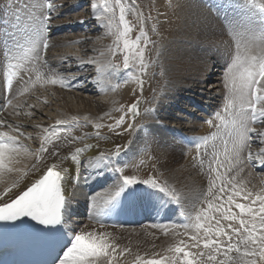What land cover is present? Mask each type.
Returning a JSON list of instances; mask_svg holds the SVG:
<instances>
[{
    "label": "bare ground",
    "instance_id": "bare-ground-1",
    "mask_svg": "<svg viewBox=\"0 0 264 264\" xmlns=\"http://www.w3.org/2000/svg\"><path fill=\"white\" fill-rule=\"evenodd\" d=\"M74 1L76 5L84 2V0ZM90 1L99 5V0ZM241 1L245 2L240 0L235 4L233 0H215L214 3L211 0H152L153 11L156 12L158 19L154 31L152 30L154 37L151 35L147 38L151 41L152 52L157 53L154 62L155 71L161 74V70H169L166 78L162 77V73L159 79L151 83L152 86L148 84L149 80L145 83V77L140 71L134 74L131 71L116 70V47H119V42L115 41L112 34L114 29L110 31L107 27L109 15L104 13L102 7H97L96 10L92 8L88 15L81 13L74 22L68 19L62 21L68 23L63 30H70V35H58L59 29L56 35L51 37L49 34H42L41 29L34 30L36 35L39 33L41 40L43 35L48 39L49 47L40 48V60L37 64H29L23 73L18 72L10 95L12 103L8 107L2 105L0 122L3 123H0V132L17 136L19 145H23V149L18 147L16 152L5 151L0 164V193L10 188L13 183L18 185L14 189L18 193L40 177L45 164L59 163L60 168L64 170L62 186L67 197L65 229L70 234L79 232L110 234V238L119 245L120 249L129 250L119 258V264H122L136 255L144 260L159 258L161 255L171 256L172 254L167 252L170 246L178 244L181 240L187 241L188 236L184 233L187 231L189 235L192 234L190 228L186 229L185 225L180 223L165 221L170 216L174 217V220L186 214L188 215L186 225H190L195 212L206 206L205 197L214 177L219 176L215 179L214 191L222 182L233 177L237 187L242 190L264 191V164L257 158L247 159L249 151L254 157L264 152V135L255 134L252 142L250 141L251 143L241 152V163L237 165L235 160L224 157V141H228L230 149L234 137H230L229 128L216 126L221 122L215 114L209 119L213 124L204 123L198 132L193 129L185 133L177 128L173 131L172 125L168 128L166 124L170 119L181 124L182 112L174 114L175 110H183L187 104L192 106V108L187 107L190 111L195 106H199L200 102L196 96L204 94L201 90L210 79L216 82L210 91L206 92V96L203 95L210 100L205 108L209 109V105L212 104L215 106L220 96L226 98L228 89L225 87V73L238 47L243 51L252 41L255 40L258 45L261 38H264V15L258 9ZM37 4L39 7L42 6L40 17L45 16L48 8L42 5V0H38ZM6 5L7 0H0V17L3 19L6 9H9ZM219 10H225L226 14L221 15ZM130 13L135 14V11L131 9ZM92 23L98 24V28H94L86 36L74 32L81 26H91ZM113 23L117 24L115 20ZM4 29L5 27L3 32ZM1 30L0 39L4 38ZM13 36H9L8 39H13ZM34 38L15 41L19 44L32 45ZM8 39L5 38L3 49L8 46L6 44ZM70 44L77 46L76 51L66 49ZM3 49L0 47V102L5 97L3 68H5L6 51L3 56ZM22 53L26 56L31 55L27 51ZM214 60H217L218 65H214ZM215 66L222 68L215 71ZM89 67H94V70H90ZM16 70L18 71V68ZM148 72L146 69L143 73L148 75ZM50 78H56L57 83L52 84ZM61 80L64 81L63 84L60 83ZM162 80H167L166 85ZM71 82L75 84L74 89L67 86V83ZM44 84L51 85L52 100L42 93L37 96L38 105L30 103L26 95ZM143 84L145 85L142 92L145 96L152 93L155 105L144 112L143 121H139L138 117L134 119L131 117L125 121L123 113L125 109L123 112L117 110L129 105L132 99L137 97L135 95ZM16 97L19 99L16 100ZM224 104L225 100L221 108L217 109L222 114ZM48 108L53 112L49 110L45 112ZM213 108L215 107L211 106V109ZM137 111L138 114L142 112L139 107ZM40 115H44L45 118ZM121 116L124 117V122L117 126L116 121ZM34 117L40 120H35ZM72 117H76L78 122H73ZM158 117L161 119H156ZM57 120L66 123L57 126ZM147 123L151 125L149 130L142 129L136 132L138 125ZM96 124H100L101 127L96 129ZM129 124H132L133 128L125 131ZM108 125H112L113 131L109 130ZM190 127L188 125V128ZM45 129L51 131L46 132ZM167 129L170 132H167ZM53 132L61 134L59 141L55 139ZM117 133L124 134L117 135ZM213 133L216 135L213 136ZM257 133L264 134V126ZM44 136H48L50 141L45 147L51 149L53 144L58 146L59 160L46 153H39ZM129 138L134 141L130 143L131 145L145 142L143 144L145 146L134 151L128 144ZM205 139H207L206 146L203 143ZM195 141L202 145L200 150H197L195 145L191 146ZM86 144L98 145V147L85 149L77 155L75 149L83 148ZM117 144L122 146V151L118 157H112L114 163L100 161V154L115 152ZM213 145L218 156L215 161H213ZM40 155L44 157L42 160L39 159ZM70 155H76L77 159L75 161L70 158L64 159ZM141 159L146 160L142 162ZM129 162H135L140 171L144 169L157 171L163 181L173 188L160 186L154 191L151 189L152 186L147 185L149 189L146 187L144 193L138 195L131 185L120 197L105 206L104 201L115 192V185L120 179V173L114 168L121 169L123 164ZM34 163L39 164L40 168L33 170ZM83 164L91 168L86 169ZM218 165L220 167L217 168ZM210 166L217 171L210 172ZM230 167L232 171L228 172L227 169ZM9 168L15 170L9 172ZM97 171L99 174H96ZM84 175L89 176L87 182L91 183V187L100 188L101 192L98 191L100 192L97 193L98 195H93L85 188ZM115 176L118 178L114 180ZM102 186L104 189L106 187V190L101 189ZM228 187L230 188L231 185ZM161 188L165 190L161 191ZM172 189H177L175 194L172 193ZM127 191L130 192L129 198L124 195ZM216 195L219 197L223 193L216 192ZM236 199L246 202L239 197ZM175 203H179L178 212L173 210ZM86 208L90 209L89 213L87 212L89 215L83 218ZM233 210L238 211L235 208ZM143 212L148 215L144 216ZM79 216L82 218H78ZM137 216L148 217V221L152 223L143 227L144 224L127 226L122 222L123 219L131 220ZM113 264L117 262L114 260Z\"/></svg>",
    "mask_w": 264,
    "mask_h": 264
},
{
    "label": "snow or ice",
    "instance_id": "snow-or-ice-1",
    "mask_svg": "<svg viewBox=\"0 0 264 264\" xmlns=\"http://www.w3.org/2000/svg\"><path fill=\"white\" fill-rule=\"evenodd\" d=\"M245 3L258 9L264 15V2L245 0ZM13 6L14 0H7L6 7L11 8ZM97 7H102L104 13L109 14L107 27L110 31L114 29L112 34L115 35L116 41H123V47L128 52L124 56L125 68L129 67L131 58L138 62L141 72H145L148 67L145 61V49L151 41L148 40L147 33L141 27L140 34L130 42L128 34L132 31V27L126 19V12L130 9L125 7L122 0H114V3H110L109 0H99V5L93 4V10H96ZM117 7L119 8V23L114 24L112 17H114ZM47 8L51 10L53 4L49 3ZM17 19H19L18 16ZM50 19V16H42L41 26L46 27ZM141 41H143V46H141ZM41 47L47 49L49 41L47 38L41 40L39 33H37L32 40L31 48L27 50L28 53H31V55L26 56L30 64L39 62ZM21 66V63L9 65L13 69ZM8 75L7 85L10 87L12 73ZM225 81L228 95L225 98L223 114L219 111L215 113L216 118L221 122L220 125L216 126L229 128V135L234 138L230 149L228 141H224V157L228 160H235L238 165L241 163V152L250 143V134L257 133V129L250 127V125L257 122L258 117L261 122H264V38H261L258 45L255 40L252 41L250 45L245 46L243 51H240L238 47L235 57L227 67ZM50 82L56 84L57 79L50 78ZM60 83L63 84L64 81L61 80ZM137 103L132 104L129 108L133 117L138 114ZM72 121L78 122L76 117H72ZM123 122L124 117L121 116L116 121V125L120 126ZM207 122L210 125L213 124L212 120ZM65 123L66 121H56L57 126ZM100 127V124L95 125L96 129ZM107 127L113 131L112 125ZM132 128L133 125L129 124L125 131H130ZM45 131H51V129H45ZM52 134L57 141L61 139L60 133L53 132ZM123 134L117 133V135ZM97 135L99 136V132ZM215 135L213 133V136ZM48 142H50L48 136H44L38 150L39 153H46L59 160L58 146L53 144V147L48 149L45 147ZM203 143L206 146L207 139ZM18 147L17 136L9 135L8 132H0V164H2L6 150L16 152ZM93 147H98V145L86 144L83 148H76L75 152L78 155L85 149ZM195 147L200 150L202 145L197 143ZM121 151L122 146L117 144L115 152L107 154L102 152L100 161L113 164L112 157H118ZM43 158V155L39 156V159L42 160ZM69 158L75 161L77 156L64 157V159ZM254 158L260 159L261 163L264 164V152L254 157L249 151L247 159L252 160ZM217 159L215 145H213V161ZM32 168L33 170L39 169L40 165L34 163ZM14 170L13 168L8 169L9 172ZM114 170L120 173V179L115 185V192L104 201L105 206L120 197L127 187L138 182L159 187V182L155 179L140 181L134 176L123 175L120 168H114ZM63 171L59 163L45 164L40 177L31 182L30 185L25 186L23 190L18 193L15 192L14 189L18 185L13 183L10 188L0 193V222L15 226L17 223L30 220L45 230L53 229L61 224L63 222V209L67 202L62 187ZM209 171L216 172L217 169L210 166ZM227 171H232V168H228ZM216 178L219 176L214 177L205 197L204 204L206 206H202L195 212L190 225H185L186 229L192 230L190 235L187 231L184 233L188 236V240H181L178 244L170 246L167 252L171 253V256L161 255L159 258L144 260L137 255L134 264H264V191L242 190L237 187L234 177L222 182L221 186L214 191ZM229 185H231L230 188ZM160 190L164 191L165 189L161 188ZM216 192L223 193V195L218 197ZM237 197L246 202H240L236 199ZM214 201L218 202L214 203ZM233 208L238 211H234ZM128 251L127 248L120 249L119 245L110 238V234L79 232L73 236L71 247H67V250L63 251V256L57 257L54 264L57 262L58 264H113L114 260L119 264V258Z\"/></svg>",
    "mask_w": 264,
    "mask_h": 264
},
{
    "label": "rangeland",
    "instance_id": "rangeland-1",
    "mask_svg": "<svg viewBox=\"0 0 264 264\" xmlns=\"http://www.w3.org/2000/svg\"><path fill=\"white\" fill-rule=\"evenodd\" d=\"M42 1H43L42 5H44L46 7L49 3L53 4V8L51 10L48 9L47 13L45 15V16L51 17V19L49 20L46 27L41 26L42 17H40V9L42 6L41 7L38 6V4H37L38 0H15L14 6L9 8V9H6L5 18L3 19L0 17V29H2L1 33L2 34L4 33V38L1 37L2 39H0V41H1L0 47L2 49L4 48L3 46H4L5 38L8 39L9 36L15 35V33L20 30L18 27L20 24H23L24 26L25 25L29 26V28L26 29L27 38L23 37V39H25V40H29V38H34V36H36V34L34 33V30H37L35 28L38 26L41 27L42 34H49V35H51V37L56 35V32L59 29H60V32H57L58 35H60V34H62V35H68L69 34L70 35V33H71L70 30H63L65 28V26H67L68 23H63L62 21L68 19L70 22H74V20H76L77 17L81 13L88 15L89 12L92 11V8H93V4L90 0H84V2L80 5H76L75 4L76 2L74 0H56L55 2H51V1H47V0H42ZM211 1H212V3L215 2V0H211ZM109 2L114 3V0H109ZM234 2H235V4H237L240 2V0H236ZM122 3L125 5L126 8H129L130 10L132 9L135 11V14H132V15H131L130 11L126 12V19L129 21V23L131 22L130 26L132 27V31L128 34L130 42L135 40V37L140 34L141 27H143L144 31L147 33V37H149L151 35H152V37H154L155 34L153 31H154V28L156 27V23H157L158 18H157L156 12L153 11L152 0H122ZM242 3H245V2L243 1ZM133 7H134V9H133ZM149 8H150V10H149ZM135 9H137V10H135ZM225 12H226L225 10H219V13H221V15L222 14L225 15L226 14ZM107 15H109V14H107ZM17 16L19 17V19H17ZM135 16H136V18H135ZM112 18H113V20H115L117 22V24L119 23V8L118 7L116 8L114 17H112ZM4 27H5V29L3 32ZM96 27L98 28V24L92 23L91 26L83 25V26H81L80 29H77L75 31L73 30V31L76 32L77 34H80V35L82 34V35L86 36L89 32L93 31V29ZM21 30H23V29H21ZM24 30H25V28H24ZM114 37H115V35H114ZM19 39H21V38H19ZM19 39H16V40H19ZM115 41H116V39H115ZM16 43H18V42L14 41L13 39H8L6 44L16 45ZM141 46H143V41H141ZM76 47L77 46L75 44H70L66 47V49L67 50L71 49L72 51H76ZM116 49H117V57H116V61H115V63H117V66L115 65L116 70L117 71H125L126 70L129 72L131 71V72H134V74H135V72L140 71V74H142L143 77H145L144 78L145 83H146V81L148 82V80H149L148 84H150V86H152L151 83H153V81L159 79V77L161 76L162 73H163L162 77H165V78H166V75L169 73V70L165 71V69L160 71L161 74H159V73L157 74V72L155 71L156 64H154V62H155V58H156L155 55L157 53L154 54V52H152L153 51L152 44H150V43L147 45V47L145 49V61L148 65L147 69L149 71L148 75H146V73H143V72L141 73L140 66H139L138 62L134 59L130 58L129 67L125 68V66H121V64L124 65V56L126 54H128L127 50L124 49V47H123V41L122 40L119 41V47H116ZM21 50H20L21 53L24 52L23 49H21ZM4 51H5V49H3V56L5 55ZM133 51H135V49H133ZM72 63H73V61H72ZM29 64H30L29 62H26L24 64L23 69L18 68L19 71L23 73L26 69V66ZM216 64H217V60H214V65H216ZM3 65H4V60H3L2 66ZM115 66H113V67H115ZM221 68L222 67H220V66H215V69H216L215 71L220 70ZM89 69L94 70V67H89ZM0 74H1V71H0ZM146 77H148L147 80H146ZM166 81L167 80H162V83H164L166 85ZM215 82H216V80H213V79L206 81L204 88H202V90H201L204 92V94H202L201 96L200 95L196 96L200 102L198 107L195 106L193 108V110L190 111V109H187V107L192 108V106L187 104L183 110L182 109L175 110L173 112L174 114L182 112L181 122H180L181 124H177L175 121L170 119V120H167V123H166L168 128H170V126L172 125L171 129H173V131H175L174 129L177 128L178 130L180 129L185 133H188L193 129L196 130L195 132H198L204 123L207 124L208 122L206 121V119L207 118L210 119L211 115H210V117L205 116L202 111H203V108L209 104L210 100L206 99V97H204V96H206V92L210 91L211 87L213 86V84ZM159 83L157 85H159ZM144 85L145 84H143V87H141V88H144ZM67 86L69 88H72V89L75 88V84L73 82L67 83ZM50 87H51V85H49V84H44L42 86H38L36 89L33 90V92H30V94H27L26 97L29 99L30 103L33 102V104H35V105H38L37 96L39 94H42V93H44L45 96L49 97L52 100V96L50 95L51 94ZM142 91L143 90H141V89L139 91H137V94L135 95L137 97L132 99V101L129 103V105H126L123 108H121V107L118 108L117 112H121V111L123 112V110L125 109L123 112L124 116H125V121L131 117H132V119L138 117L137 119H139V121H143L142 117H143L144 112L146 110L150 109V107H152L153 105H155V103L152 100V98H153L152 93H149L150 94V95L148 94L149 96H145L144 92H142ZM214 95H216V94H214ZM222 97L223 96L218 97L220 99H218V102L214 106L215 108H213L214 113H216L217 109L221 108V105L223 104V100H225V97H223V98ZM15 99L17 100V99H19V97L15 98ZM134 103H137V107L141 108V111H142V112H140L141 114L139 113L135 117H133L131 115V112L129 111L130 106ZM48 110H49V108L47 110H45V112H48ZM49 112L52 113L53 111L49 110ZM23 116H24V114H23ZM161 116H162V114H161ZM40 117L45 118L44 115H40ZM159 118L161 119V117H158L156 119L159 120ZM33 119L40 120L39 118H36V117H34ZM257 119L259 121H257L255 124H252L250 126H252L253 128H256L257 132H258V130L260 128H263L264 122H261L259 117ZM188 125H190L191 127L188 128ZM150 128H151V125L149 126L148 123L147 124H140L137 126L136 132H140L142 129L149 130ZM167 132H170V131H168V129H167ZM255 134H257V133H251L250 134V141L254 139ZM194 135H197V134H194ZM179 138H180V136H179ZM128 142H129L128 144L131 146V148L133 147L134 151L139 150V148L141 146L142 147L145 146V145H143V144H145V142L143 144L142 143L139 144L136 142V143H134V145H131L134 142L132 138L131 139L129 138ZM22 146L23 145H19V149H23ZM130 146H129V148H130ZM136 146L138 147V149ZM185 154H187L186 150H185ZM145 160L146 159H141L140 161L144 162ZM83 166L86 169L91 168L85 164H83ZM121 169H122L123 175L134 176L140 181L155 179L156 181L159 182V187L157 189H159L160 186L161 187L162 186L163 187L169 186L166 182L163 181V178H161L159 176L160 174L157 171H155L153 169H152L153 172L151 169H144V170L140 171V169L136 166L135 162L125 163L121 166ZM96 174H99V171H97ZM92 176H94V174ZM88 178H89L88 176H85V175L83 176V180H85V181L88 180ZM116 178H118V176H115L114 180ZM114 180H112V181H114ZM169 187L173 188V186H171V185ZM85 188H87L89 190V192H91L95 196L98 193V191L101 192L100 188L97 189L96 187H91V183L86 184ZM101 189L106 190V187L104 189V187L102 186ZM176 190L177 189H172V191H173L172 193L175 194ZM186 196L188 197V195H186ZM78 218H82V217L79 216ZM147 222L148 223L146 225H149V226H150V223H152L151 221H147ZM144 226H145V224L143 225V227ZM136 256H132V258H130L127 261H124L122 264H130L132 262H135Z\"/></svg>",
    "mask_w": 264,
    "mask_h": 264
}]
</instances>
